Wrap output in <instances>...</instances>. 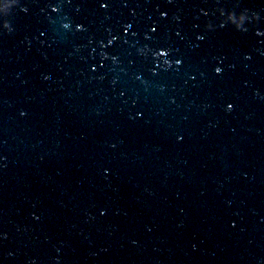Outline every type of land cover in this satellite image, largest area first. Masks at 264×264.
<instances>
[{"label": "water", "instance_id": "obj_1", "mask_svg": "<svg viewBox=\"0 0 264 264\" xmlns=\"http://www.w3.org/2000/svg\"><path fill=\"white\" fill-rule=\"evenodd\" d=\"M0 264H264V0H0Z\"/></svg>", "mask_w": 264, "mask_h": 264}]
</instances>
